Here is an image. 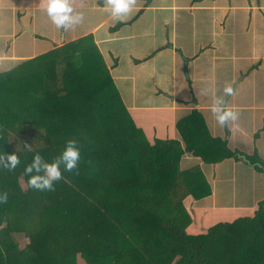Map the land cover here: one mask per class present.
<instances>
[{
  "label": "trees",
  "instance_id": "1",
  "mask_svg": "<svg viewBox=\"0 0 264 264\" xmlns=\"http://www.w3.org/2000/svg\"><path fill=\"white\" fill-rule=\"evenodd\" d=\"M194 137L184 149L173 140L150 143L91 36L0 73V151L21 160L0 168V191L8 193L0 264H264V200L251 216L188 233L185 198L212 192L202 171H181V156L241 160L225 141ZM69 138L81 148L78 170L64 172L54 190L30 188L24 165L36 152L52 160Z\"/></svg>",
  "mask_w": 264,
  "mask_h": 264
},
{
  "label": "crops",
  "instance_id": "2",
  "mask_svg": "<svg viewBox=\"0 0 264 264\" xmlns=\"http://www.w3.org/2000/svg\"><path fill=\"white\" fill-rule=\"evenodd\" d=\"M103 3L73 0L84 19L62 31L50 22L44 0H0V73L91 36L131 119L150 143L173 140L184 149L198 136L225 141L239 152L241 160L215 164L188 152L181 156V171H202L212 192L194 201L195 213L211 210L220 221L252 215L264 200V171L256 169H264V0H136L123 21L114 20ZM229 85L234 91L226 107L239 116L221 126L212 108ZM189 117L179 131V121ZM239 180L250 187L245 198L255 203H219L224 193L233 200Z\"/></svg>",
  "mask_w": 264,
  "mask_h": 264
},
{
  "label": "clouds",
  "instance_id": "3",
  "mask_svg": "<svg viewBox=\"0 0 264 264\" xmlns=\"http://www.w3.org/2000/svg\"><path fill=\"white\" fill-rule=\"evenodd\" d=\"M101 7L108 11L114 20L123 21L136 7V0H104ZM44 10L50 22L62 31H68L81 24L85 15L83 11L73 7V0H44ZM233 91L234 89L229 85L223 89L224 95L215 99L212 111L221 126L238 119V111L226 107L227 97L233 94ZM81 159V148L75 138L67 139L61 151L52 160H46L40 152H36L23 168L24 175L27 176V184L38 191L54 190L55 183L63 178L64 172L78 170ZM20 163L18 154L0 151V168L11 171ZM7 201L8 193L0 191V205Z\"/></svg>",
  "mask_w": 264,
  "mask_h": 264
},
{
  "label": "rangeland",
  "instance_id": "4",
  "mask_svg": "<svg viewBox=\"0 0 264 264\" xmlns=\"http://www.w3.org/2000/svg\"><path fill=\"white\" fill-rule=\"evenodd\" d=\"M45 61V60H44ZM42 61V64L46 65L45 62ZM46 74H47V70L45 68ZM47 85L52 87L51 81L49 79H47ZM150 137V135H148ZM148 137V138H149ZM22 183V181H21ZM246 181L244 180H239L237 187L235 188V196L233 198V200L228 197L225 193L222 195L221 199L219 200V203H224V204H232L234 202H242L245 201L249 204H253L255 203L256 199L255 198H245L246 194H245V190L246 189H250V187H246ZM259 200H261V198H259ZM195 200L190 199L187 200L186 202H184L185 207L188 211V213L190 214L191 218H192V223L190 224L189 228H188V232L189 233H199V232H206L210 226L216 224L217 222L220 221L221 218L219 217H215L216 215H213V211H209V214H196L195 213ZM196 212H198V210L196 209ZM213 213V214H212ZM248 213V211L246 212V214ZM252 214H254V210H252L251 212ZM233 216H235V214H232ZM247 216H251V215H247ZM238 217V214H237ZM18 242H20V246H23L25 243L28 242V240L24 237V236H18Z\"/></svg>",
  "mask_w": 264,
  "mask_h": 264
},
{
  "label": "water",
  "instance_id": "5",
  "mask_svg": "<svg viewBox=\"0 0 264 264\" xmlns=\"http://www.w3.org/2000/svg\"><path fill=\"white\" fill-rule=\"evenodd\" d=\"M148 1H150V0H148ZM242 158H243L244 160L248 161V160L246 159V157L242 156ZM248 162H249V161H248Z\"/></svg>",
  "mask_w": 264,
  "mask_h": 264
}]
</instances>
